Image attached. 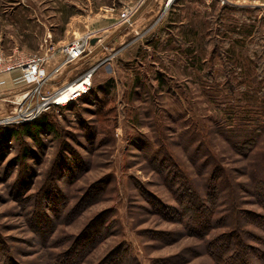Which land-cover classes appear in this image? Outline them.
Returning a JSON list of instances; mask_svg holds the SVG:
<instances>
[{"label": "rangeland", "instance_id": "rangeland-1", "mask_svg": "<svg viewBox=\"0 0 264 264\" xmlns=\"http://www.w3.org/2000/svg\"><path fill=\"white\" fill-rule=\"evenodd\" d=\"M127 1L0 0V51L32 52L47 31L62 39L84 11L116 15ZM166 1L141 0L133 29L97 52L90 90L47 111L52 132L0 142V264H238L231 244L228 257L214 249L231 228L216 219L227 214L226 190L216 220L200 228L180 203L185 190L162 175L163 149L205 184L209 165H193L180 136L196 139L200 129V151L218 157L236 185L238 236L250 247L241 257L264 264V230L250 222L264 215L249 185L252 159L228 131L241 110L264 131V106L237 84L262 80L264 99V4ZM248 59L258 68L244 76L232 64ZM0 104L1 117L9 105Z\"/></svg>", "mask_w": 264, "mask_h": 264}, {"label": "built area", "instance_id": "built-area-1", "mask_svg": "<svg viewBox=\"0 0 264 264\" xmlns=\"http://www.w3.org/2000/svg\"><path fill=\"white\" fill-rule=\"evenodd\" d=\"M140 7L141 0H132L116 15L89 9L68 22L62 39L47 32L32 52L0 51V103L9 105L0 124L31 121L87 93L101 62L97 52L121 31L133 29Z\"/></svg>", "mask_w": 264, "mask_h": 264}, {"label": "trees", "instance_id": "trees-1", "mask_svg": "<svg viewBox=\"0 0 264 264\" xmlns=\"http://www.w3.org/2000/svg\"><path fill=\"white\" fill-rule=\"evenodd\" d=\"M178 2L183 0H177ZM149 37V36H148ZM38 48V47H37ZM232 49L231 47L229 48ZM228 54V52H225ZM229 56V54H228ZM231 57V55L229 56ZM228 57V58H229ZM231 61V59H229ZM191 62V60H190ZM233 62V61H232ZM230 62V64L232 63ZM232 66H235L239 68L242 72V75L248 76L251 73L252 69L258 68L257 64L253 61V63L248 59V62H233ZM253 65V66H252ZM256 66V67H255ZM245 78V77H244ZM163 82V81H162ZM231 81H227V83H230ZM237 83V82H236ZM235 83V84H236ZM235 85L234 83H232ZM230 84V85H232ZM237 84L242 85L244 89L241 91L242 94L248 99H252L254 101H257L258 104L256 107L262 108L261 105L264 106V99L257 98L260 93H263L262 91H259L258 84H262V80L259 82H250L247 78L242 79ZM226 85V84H225ZM231 89V87H229ZM242 97V96H241ZM264 97V96H263ZM53 107H59V106H53ZM244 107V106H242ZM52 108V107H51ZM50 108V109H51ZM242 109V108H241ZM259 109V110H260ZM49 110V109H48ZM47 110V111H48ZM47 111H44L42 114L37 116L31 121L17 123L13 125H4L0 126V142H8L14 139H20V137L27 135L33 139H37L38 134H46L47 132H52L53 130V124L48 119V113ZM262 112L259 111V114H264V111L261 109ZM240 112V111H239ZM237 120L234 122H237L233 125V128L228 129V131L232 132L234 136H237L239 138L244 139L242 143H240V150L241 153L246 158H251L252 162L248 163V170L250 169V172L247 173V175L250 177L249 185L251 188H253L254 191V197H258L256 200L258 201V205L263 208L264 210V177H259V173L264 174V144L260 143L262 141V138L264 136V131H262L261 128L258 127H251L250 123L248 122V118L245 115V112L241 110V114L236 113ZM241 117H240V116ZM239 116V117H238ZM251 121V120H250ZM223 127V125H221ZM226 128V126L224 127ZM224 128H217L219 130V133L221 136H224ZM196 132V131H195ZM202 129L197 130V137L196 139L193 138L190 140V136L183 135V133L180 135L182 137L181 140H184L185 147L189 148V159L192 160V164L196 166V162H198L197 167L206 166L209 168L205 169L204 171L207 172V179L205 184L200 183L199 181H194L193 178H190L188 174L182 171V167L178 163L177 159L174 158L168 151L162 149V175L165 176L168 180H172L170 187H179L184 189L186 192L185 195L181 196V204H184L188 209H191L193 213H196L195 217L197 216V221H193V224L195 226H201L208 225L210 227V224L213 223L216 219L218 221L227 222L228 225L231 226L229 230L223 231L221 234L222 237H225L224 241H221L219 244L216 243L215 250H218L222 253H218V251H215V253L220 254L221 258L228 257V253H230L231 245L233 247V251L235 253V257L240 260L238 264H251L249 261L250 259L248 257H241L244 256V254H248V247L245 245L242 240L239 239L238 234L243 233L242 227H240V222L238 221V217L236 215V211L238 209L240 198L238 199V193L236 190V185L234 184V180L232 181L229 178V175L227 174V170L221 166L220 162H218L217 158L213 157L211 152H201V140L202 138ZM257 132L260 133V136L257 138ZM199 140V143L197 145H194L195 141ZM193 146V147H192ZM208 148V147H207ZM186 151V150H185ZM26 149L24 151V154H26ZM195 159V160H194ZM158 166V165H156ZM203 170V169H202ZM198 183V184H197ZM226 190L225 191V198L224 200H228V203L226 202V209L228 210L226 215L219 216L215 219L214 215L216 216V213H218V204H221L222 201H220L221 193L220 190ZM179 191L178 189H175ZM201 191H203L206 195V199H208V202L203 200L201 197ZM251 192V190H249ZM188 201V203H186ZM205 202V203H204ZM183 206V205H182ZM221 212V211H220ZM194 217V218H195ZM258 217V216H257ZM259 218L261 219H246L251 224L256 225L260 227L262 230H264V215H259ZM225 219V220H224ZM202 221L204 223L202 224ZM250 224V223H249ZM197 228V227H196ZM78 242V241H77ZM0 243L2 244V241L0 240ZM78 246H81V243H76ZM231 244V245H230ZM237 245V249H234ZM250 248V247H249ZM7 252L8 248L3 247L2 252ZM214 253V254H215ZM232 253V251H231ZM60 256H64L60 255ZM230 256V255H229ZM6 260V261H5ZM232 262H229V264H236L233 259H228ZM3 262L5 264H14V261L10 262L9 258H4ZM65 260L56 259L54 264H65Z\"/></svg>", "mask_w": 264, "mask_h": 264}, {"label": "crops", "instance_id": "crops-1", "mask_svg": "<svg viewBox=\"0 0 264 264\" xmlns=\"http://www.w3.org/2000/svg\"><path fill=\"white\" fill-rule=\"evenodd\" d=\"M236 1H240V4L241 5H243V6H251V5H263L264 4V0H236ZM67 26H68V24H67ZM47 32H49V31H47ZM50 33H51V35H52V37L54 38V39H56V36H54L53 35V33L50 31ZM45 36V35H44ZM43 36V37H44ZM116 37V36H115ZM41 43V42H40ZM40 43H39V45H40ZM39 45H37L36 47H39ZM35 47V48H36ZM34 48V49H35ZM37 49V48H36ZM32 50V49H31ZM8 78V77H7ZM8 80V79H7ZM1 87V86H0ZM0 110H1V106H0ZM1 112V111H0Z\"/></svg>", "mask_w": 264, "mask_h": 264}]
</instances>
